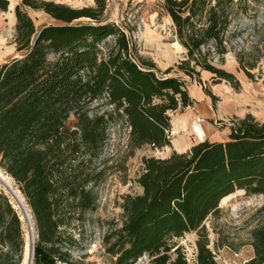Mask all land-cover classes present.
I'll return each mask as SVG.
<instances>
[{
    "label": "trees",
    "instance_id": "obj_1",
    "mask_svg": "<svg viewBox=\"0 0 264 264\" xmlns=\"http://www.w3.org/2000/svg\"><path fill=\"white\" fill-rule=\"evenodd\" d=\"M247 1L161 0L185 50L176 69L198 82L200 71H208L213 82L238 88L234 75L212 60L222 62L232 19L247 13ZM94 3L75 8L21 0L14 8L20 55L0 64V167L32 211L37 230L33 264L61 260L48 245L62 225L57 210L62 199L79 212L94 207L93 187L103 170L91 164L106 145L110 127L122 124L129 130L127 155L143 144L170 146L169 113L194 103L185 78L141 56L124 28L103 18L105 0ZM7 6L8 0H0L1 11ZM24 7L42 10L55 23L36 28ZM228 129L224 140L142 159L136 178L141 192L124 196L121 225L104 237L110 264H134L145 255L148 264H190L174 242L189 232L197 235L192 264H217L204 221L236 190L264 194V121L248 113ZM251 239L253 256L247 264H262L264 222L251 230ZM22 248L19 216L0 190V264H19Z\"/></svg>",
    "mask_w": 264,
    "mask_h": 264
},
{
    "label": "rangeland",
    "instance_id": "obj_2",
    "mask_svg": "<svg viewBox=\"0 0 264 264\" xmlns=\"http://www.w3.org/2000/svg\"><path fill=\"white\" fill-rule=\"evenodd\" d=\"M52 1L75 8L95 5L94 0ZM20 3L21 0H8L7 10H0V64L20 55L16 51L14 40V8ZM160 4L161 0H105L103 18L122 26L135 44L139 54L151 59L160 70L173 67L172 73L183 76L187 82V88L188 86L191 87V90L200 88L210 98L214 107L220 100V96L211 92L212 86L215 84L212 73L200 71L198 82L176 69V64L185 57V50L177 41L170 18L161 10ZM246 6L247 13L238 14L232 19L227 34L228 51L223 56L222 62L214 57L212 64L232 73L239 86L234 88L225 81L217 83L231 87L242 100H248L246 98L249 93L257 94L258 96L247 105L249 108L254 107L258 111H264V105L260 103V99L264 97V0H248ZM24 9L36 28L44 24L55 23L42 10L29 7H24ZM250 64H253V67L249 68ZM184 109L169 113L171 119L181 116ZM191 110L194 112L193 118L201 119L202 127L205 118L199 116L194 108ZM236 118L238 117L207 119L214 130V135L210 137L204 132V140H208V138L226 139L229 132L226 130ZM192 119L188 122L189 126ZM73 122L74 118L71 116L67 120V124L70 125ZM128 131L127 127L122 124L112 125L106 145L99 157L91 164V168L103 170L101 181L93 187L96 196L94 207L79 212L73 206L64 205V199L58 206L57 210L62 225L58 227L54 243L48 245L55 258L61 259L57 260V264H110L113 258L105 250L104 237L111 228L121 225V204L124 196L141 192L136 178L142 171V159L148 156L167 157L174 151L171 145L153 148L149 144H143L127 155L129 151L127 147ZM187 132L193 145L200 142L193 136L190 127ZM0 169L10 178L14 189L23 199L27 209H22L19 206L9 188L0 181V190L8 196L20 219L23 248L19 264H24L25 247L34 248L37 241L35 221L26 198L13 178L1 167ZM263 206L264 194H246L243 190H236L220 201L219 212L216 215L213 214L204 221L208 230L209 247L213 250L217 264H247L251 259L253 256L251 230L260 222H264ZM196 238L195 232H189L174 239L190 264L195 258ZM15 249L16 245L13 247V255H15ZM33 258H31V264H33ZM134 264H148L147 256H142Z\"/></svg>",
    "mask_w": 264,
    "mask_h": 264
},
{
    "label": "crops",
    "instance_id": "obj_3",
    "mask_svg": "<svg viewBox=\"0 0 264 264\" xmlns=\"http://www.w3.org/2000/svg\"><path fill=\"white\" fill-rule=\"evenodd\" d=\"M208 72V71H202ZM201 74V73H200ZM188 92L192 98L195 99V102L184 109V113L181 116L174 117L171 119V146L172 149L176 152H184L188 150L192 145V140L190 136H188V122L190 119L194 117V112L191 109H195L199 116H201L204 120V124H202V128L208 136L212 137L214 135V130L212 126L209 125L208 120H216V119H225L228 117H238L242 118L246 114L253 115L257 120L261 122L264 121V111H258L256 108H249L247 105L249 102L253 101L256 96L255 93H249L247 98L248 100H242L237 95L238 93L234 92L231 87H227L223 83H215L212 86V94H216L220 96V100L212 106V102L210 98L204 94L200 88H194L191 90V87L188 86ZM225 93V95H223ZM244 93V86H243ZM259 101V100H258ZM260 103L264 105V97L260 99ZM244 105V106H242ZM247 105V106H246ZM244 107V109H243ZM229 129L227 128L226 132ZM208 140H216L215 138H208ZM224 140V139H217Z\"/></svg>",
    "mask_w": 264,
    "mask_h": 264
},
{
    "label": "bare ground",
    "instance_id": "obj_4",
    "mask_svg": "<svg viewBox=\"0 0 264 264\" xmlns=\"http://www.w3.org/2000/svg\"><path fill=\"white\" fill-rule=\"evenodd\" d=\"M0 181L9 188V190L12 192V195L14 196V199L17 201L19 206L22 209H26L23 199L19 196L18 192L14 189L10 178L1 169H0ZM31 258H33L32 247L26 246L24 249V256H23L24 264H30V262L32 261Z\"/></svg>",
    "mask_w": 264,
    "mask_h": 264
},
{
    "label": "built area",
    "instance_id": "obj_5",
    "mask_svg": "<svg viewBox=\"0 0 264 264\" xmlns=\"http://www.w3.org/2000/svg\"><path fill=\"white\" fill-rule=\"evenodd\" d=\"M190 129L193 136L199 141H203L205 139V133L201 127V119L199 117H195L191 120Z\"/></svg>",
    "mask_w": 264,
    "mask_h": 264
},
{
    "label": "water",
    "instance_id": "obj_6",
    "mask_svg": "<svg viewBox=\"0 0 264 264\" xmlns=\"http://www.w3.org/2000/svg\"><path fill=\"white\" fill-rule=\"evenodd\" d=\"M32 253L34 254V248H32ZM32 263V261L30 262V264Z\"/></svg>",
    "mask_w": 264,
    "mask_h": 264
}]
</instances>
